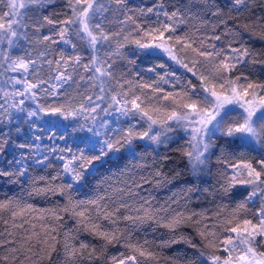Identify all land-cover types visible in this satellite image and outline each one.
Listing matches in <instances>:
<instances>
[{
  "label": "snow or ice",
  "instance_id": "snow-or-ice-1",
  "mask_svg": "<svg viewBox=\"0 0 264 264\" xmlns=\"http://www.w3.org/2000/svg\"><path fill=\"white\" fill-rule=\"evenodd\" d=\"M256 40L264 0H0V264H264Z\"/></svg>",
  "mask_w": 264,
  "mask_h": 264
},
{
  "label": "trees",
  "instance_id": "trees-1",
  "mask_svg": "<svg viewBox=\"0 0 264 264\" xmlns=\"http://www.w3.org/2000/svg\"><path fill=\"white\" fill-rule=\"evenodd\" d=\"M136 3H140V2H144V3H151L152 0H135ZM254 50L256 51H260V50H264V42H261L259 40H256L254 42ZM134 50V46H129L128 49H126V52L129 56L130 59H134L136 61V64L135 65H128L126 61H122L120 62L124 68H127V69H131L132 71L134 72H145V70L148 68V67H151L152 65H155V64H159V63H162L163 60L161 59L162 55L160 54H153L152 56H146L145 54H140L138 53L137 55H132V51ZM166 59V58H164ZM148 76L145 75V79H147ZM69 131H71V129H69ZM181 143H183V141H181ZM173 148L176 147V145H172ZM148 153H151V149H148L147 150ZM161 155L164 154V149L163 147H161L159 149ZM236 152V155L239 156L241 154H244L245 156H247L248 158H258L257 157V153L256 152H253V151H250L246 148H237L235 150ZM262 150H260V155L261 154ZM220 153L219 151H217V156H219ZM217 156H213L212 157V160H211V163L209 165V168H210V173L206 174L204 176V179L206 180V183L200 185L201 189H205V188H212L213 186L216 185V182H217V177H218V172L223 170L224 169V164L223 163H218L217 162ZM148 159L149 161H151L152 159V156L151 154L148 155ZM184 167V162L182 161V159L180 158V156L178 154L174 155L173 156V163L169 164L168 168L165 169V171H172V170H180ZM187 175V173H186ZM95 183V182H93ZM7 193L8 195H12V193L10 192H7V189H5L4 191H0V197H3V195ZM165 193H161V195H164ZM77 197L78 198H83V196H81L80 194H77ZM242 197H237V200L233 202V205H235V202H238L239 199H241ZM40 206H47L45 205L43 202H40ZM197 210H200L202 208H214V205L209 203L208 201L206 200H199L197 202L194 203L193 205ZM71 226V225H69ZM183 231L185 232H188V233H191V229H183ZM194 235V233H192ZM159 234H157V237H158ZM84 239H88V240H91V237H87V236H84L82 237ZM145 237L143 234H139L135 237V239H139V240H143ZM147 239H149L150 241L154 239V237L152 235H148ZM198 240V238H197ZM93 243H98L97 241H92ZM158 242V240H157ZM187 250L188 252V255H192L193 252L195 250L193 249H190V248H187L186 245L184 244H179V245H174L171 249H163V254L165 256H170V255H173V254H183L184 251ZM110 254L111 253H116V252H123L124 249L123 248H110ZM161 264H164L163 260L161 261Z\"/></svg>",
  "mask_w": 264,
  "mask_h": 264
},
{
  "label": "rangeland",
  "instance_id": "rangeland-1",
  "mask_svg": "<svg viewBox=\"0 0 264 264\" xmlns=\"http://www.w3.org/2000/svg\"><path fill=\"white\" fill-rule=\"evenodd\" d=\"M140 54L143 55V53H140ZM155 54H160V55H162L161 53H155ZM253 146L256 147V148H260V146H259V145H256V144H253ZM261 150H262L261 154L264 155V149H261ZM205 175H206V174H205Z\"/></svg>",
  "mask_w": 264,
  "mask_h": 264
}]
</instances>
